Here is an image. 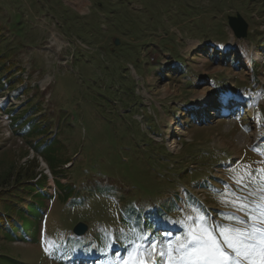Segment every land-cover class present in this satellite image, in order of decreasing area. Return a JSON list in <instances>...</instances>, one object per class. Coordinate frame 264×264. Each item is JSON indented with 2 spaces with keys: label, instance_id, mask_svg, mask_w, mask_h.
Masks as SVG:
<instances>
[{
  "label": "rangeland",
  "instance_id": "1",
  "mask_svg": "<svg viewBox=\"0 0 264 264\" xmlns=\"http://www.w3.org/2000/svg\"><path fill=\"white\" fill-rule=\"evenodd\" d=\"M75 1L0 0L2 189L23 188L13 177L25 182L34 161L50 196L35 231L0 234V264H75L87 251L81 264H124L106 247L130 229L175 241L193 208L220 225L246 219L230 201L264 202V3ZM236 12L243 39L227 24Z\"/></svg>",
  "mask_w": 264,
  "mask_h": 264
},
{
  "label": "snow or ice",
  "instance_id": "2",
  "mask_svg": "<svg viewBox=\"0 0 264 264\" xmlns=\"http://www.w3.org/2000/svg\"><path fill=\"white\" fill-rule=\"evenodd\" d=\"M236 182L242 184V177ZM230 202L247 218L228 216L229 223L220 225L193 208L196 216L180 221L185 232L175 241L168 239L170 233L156 239L130 229L133 238L124 264H264V202L253 205L238 195Z\"/></svg>",
  "mask_w": 264,
  "mask_h": 264
},
{
  "label": "trees",
  "instance_id": "3",
  "mask_svg": "<svg viewBox=\"0 0 264 264\" xmlns=\"http://www.w3.org/2000/svg\"><path fill=\"white\" fill-rule=\"evenodd\" d=\"M5 53L3 50L0 49V62L4 59ZM230 58H225V62L230 61ZM255 67L259 66V63L256 62L254 64ZM8 69V68H7ZM1 71V66H0ZM14 74V70L8 69V74L5 76L8 77L10 75ZM18 79V78H15ZM12 81L9 82L10 86L12 85ZM2 87V86H0ZM36 110H29V113H35ZM241 112V110H238ZM232 112L228 110H224L222 112V117L224 115L229 114ZM192 120L194 119L193 116L190 117ZM200 120H205V117L202 116ZM206 123H210L206 121ZM13 127V125H12ZM16 131V130H15ZM18 133V132H17ZM263 147V145H260ZM34 165V167L30 170L27 169V171H24L23 177H25V182H20V176L22 173H17L15 177H13V180H15L17 185L23 186V188L16 189L13 191L8 192L5 189H2V187L10 180L9 176H11L10 172L5 173L4 175H0V234L3 236H12L17 237V235L21 232L26 230V232H29L30 230H34V220H37L41 217V213L45 209V202L47 199H49V195L45 191V184L47 183V175L43 172V170H37V167H35L34 161H27V164ZM52 174V173H51ZM53 175V174H52ZM54 184L55 181L58 182L59 185L60 182L56 179H53ZM25 185V187H24ZM56 185V184H55ZM57 188V187H56ZM58 189V188H57ZM63 192L65 195V200L67 199L66 193L64 190L59 189ZM29 196L28 199H25L23 197ZM1 202H5L4 206L1 205ZM159 212V214H158ZM168 213H170L168 211ZM155 214H158L156 217V220L153 222L154 227H161V221L158 219L160 215H167V213L161 212L158 210ZM165 217V216H162ZM31 238V237H30ZM133 237H130L128 239H123L119 243V247L117 248V252H121V255H118V258L123 261V253L125 251H128L129 241ZM77 240V238H76ZM112 247L109 246V249ZM79 251L81 252V248H79ZM87 254H76L73 259L75 261L80 260L81 258H84L87 263L91 262L90 252L87 251ZM5 261V260H4ZM6 261L10 262L11 264H16L14 260L11 258H7ZM96 261V260H95ZM3 262V261H2ZM75 264H81V262H75ZM94 264H109L108 259L105 255H102L97 262Z\"/></svg>",
  "mask_w": 264,
  "mask_h": 264
},
{
  "label": "water",
  "instance_id": "4",
  "mask_svg": "<svg viewBox=\"0 0 264 264\" xmlns=\"http://www.w3.org/2000/svg\"><path fill=\"white\" fill-rule=\"evenodd\" d=\"M264 3V0H261ZM227 24L236 39L246 38L248 34V23L236 12L235 15L227 17ZM75 236H82L87 231V226L82 222H77L72 229Z\"/></svg>",
  "mask_w": 264,
  "mask_h": 264
},
{
  "label": "bare ground",
  "instance_id": "5",
  "mask_svg": "<svg viewBox=\"0 0 264 264\" xmlns=\"http://www.w3.org/2000/svg\"><path fill=\"white\" fill-rule=\"evenodd\" d=\"M75 2H76L75 6L77 8H80V7L84 6V0H76Z\"/></svg>",
  "mask_w": 264,
  "mask_h": 264
}]
</instances>
